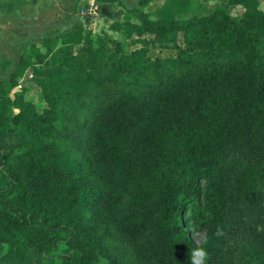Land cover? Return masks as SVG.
<instances>
[{
  "label": "trees",
  "instance_id": "obj_1",
  "mask_svg": "<svg viewBox=\"0 0 264 264\" xmlns=\"http://www.w3.org/2000/svg\"><path fill=\"white\" fill-rule=\"evenodd\" d=\"M138 1L124 20L142 51L79 21L0 60V264H194L199 248L206 264H264L261 0L187 24L194 0L156 19ZM30 84L42 108L21 97Z\"/></svg>",
  "mask_w": 264,
  "mask_h": 264
},
{
  "label": "rangeland",
  "instance_id": "obj_2",
  "mask_svg": "<svg viewBox=\"0 0 264 264\" xmlns=\"http://www.w3.org/2000/svg\"><path fill=\"white\" fill-rule=\"evenodd\" d=\"M3 0H0V3ZM9 2L15 1V0H7ZM53 1V0H51ZM57 2L56 5L52 7L55 8V11H51V17L49 13L47 15L45 14L43 17L48 20L47 22L53 24V27L51 29H48V31L44 33H32L29 31H26V29H23V27H13L11 25V22L9 20L5 21L2 20L0 22V60L2 57H7L12 60L18 59L22 54H28V50L31 46V44H36L41 48V50H45V48L42 46V42L45 38L51 37L56 35L57 33L65 32L67 29L72 28L73 24L76 22L75 13L77 14V19H79L78 11L79 7L84 6L88 4L87 0H55ZM87 1V3H85ZM165 0H155L151 2L148 6H145V10L148 11L151 15V18L156 19L159 16V10L162 7ZM61 2V3H58ZM91 2H95L99 6L98 10V16H95V18H92L93 21L91 23L86 24V27L92 32L95 39L98 38V35L107 32L108 34L113 35L115 38H117L119 41L122 42L123 47L126 50L135 49L136 51H142L145 45L148 44H137L132 45L131 39L133 37L136 38L137 34L133 28H130L126 25V21L124 20V15L127 11V5L133 7H138L139 1L138 0H129L127 1L126 5L123 3L122 0H91ZM111 3L112 10L114 12L115 17L108 18L103 15V9L106 6L105 4ZM195 5L194 7L183 14H180L177 16L179 20L183 24H187L191 20H194L202 15H206L210 13L215 6L217 5H225V0H194ZM33 6V5H31ZM68 7V8H67ZM261 8L264 9V0H261ZM107 10V9H106ZM67 11V13H66ZM29 17L33 16L32 10L28 11ZM229 12L232 15L234 19H240L244 13V9L241 6H235L230 7ZM67 14V15H65ZM100 14V15H99ZM69 16V19L67 20L66 17ZM102 16L101 18H99ZM104 16V17H103ZM164 16L168 17L164 14ZM50 17V18H49ZM52 19V20H50ZM122 21L121 28L119 31H114L110 28V25L116 21V20ZM135 21H138L137 18H134ZM45 21L42 20V25L45 24ZM79 22V21H78ZM41 25V26H42ZM30 26L28 27V29ZM98 41V40H97ZM62 48H66L67 46L61 45ZM152 50L154 53L166 55L171 52V49L169 47H160L158 45H153ZM56 62L55 57L50 54L46 64L52 65ZM45 66V65H44ZM11 68H13V64L11 65ZM42 70V66L37 65V73H40ZM10 72L2 71L0 68V77L8 76ZM28 77L30 78L32 76V72H28ZM27 79L24 80V82ZM31 90L26 92L23 96H21L24 99H32L39 108H42L44 106V102L41 99V96L39 94L38 89H36L33 85H29ZM8 184V181L3 176L0 177V186H5ZM192 235L194 240L201 244L206 237L205 234V228L198 223L191 229ZM46 264H53L52 262H47Z\"/></svg>",
  "mask_w": 264,
  "mask_h": 264
},
{
  "label": "crops",
  "instance_id": "obj_3",
  "mask_svg": "<svg viewBox=\"0 0 264 264\" xmlns=\"http://www.w3.org/2000/svg\"><path fill=\"white\" fill-rule=\"evenodd\" d=\"M88 2H91V0H87ZM87 1L85 3H87ZM123 3L126 5L127 1L129 0H122ZM26 3L22 4L20 7H17L14 11H7V12H1L0 13V22L5 19V21L9 20L11 22V25L13 27H23V29H26V31L34 33H44L48 31V29H51L53 27V24L50 25L48 23L47 19L45 21V18L43 17L45 14L49 13L51 17V11H55V8L52 9L54 5L57 4L55 0H37L36 2H33V0H25ZM61 3V2H58ZM33 5V6H31ZM104 6L103 9V15L108 18H113L115 16L111 3H107ZM140 6V5H139ZM128 8H132L131 6L127 5ZM136 7V6H133ZM68 8V7H67ZM107 9V10H106ZM32 10L33 16L29 17L28 11ZM67 13V11H66ZM67 15V14H65ZM77 14L75 13L74 17L76 22H78ZM103 16V17H104ZM49 17V18H50ZM66 19H69V16L66 17ZM42 20L45 21V24L42 25ZM52 20V19H50ZM119 20V19H118ZM133 22H137L134 19ZM122 22V21H121ZM42 25V26H41ZM30 28L28 29V27ZM71 28L67 29L65 32L69 31ZM64 33V32H62ZM61 34V33H57ZM46 39V38H45Z\"/></svg>",
  "mask_w": 264,
  "mask_h": 264
},
{
  "label": "built area",
  "instance_id": "obj_4",
  "mask_svg": "<svg viewBox=\"0 0 264 264\" xmlns=\"http://www.w3.org/2000/svg\"><path fill=\"white\" fill-rule=\"evenodd\" d=\"M98 10L99 6L95 2H88V4L79 7L78 15L80 20L78 21L83 22L84 24L91 23V21H93L92 18L98 16ZM101 17L102 16H100L99 18Z\"/></svg>",
  "mask_w": 264,
  "mask_h": 264
},
{
  "label": "clouds",
  "instance_id": "obj_5",
  "mask_svg": "<svg viewBox=\"0 0 264 264\" xmlns=\"http://www.w3.org/2000/svg\"><path fill=\"white\" fill-rule=\"evenodd\" d=\"M221 233H217L219 235ZM193 259H194V264H206L207 260V251L203 248L196 249L193 252Z\"/></svg>",
  "mask_w": 264,
  "mask_h": 264
}]
</instances>
